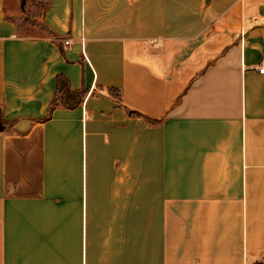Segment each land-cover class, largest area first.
Wrapping results in <instances>:
<instances>
[{
  "label": "crops",
  "instance_id": "crops-1",
  "mask_svg": "<svg viewBox=\"0 0 264 264\" xmlns=\"http://www.w3.org/2000/svg\"><path fill=\"white\" fill-rule=\"evenodd\" d=\"M46 1L0 0V264L260 263L264 1Z\"/></svg>",
  "mask_w": 264,
  "mask_h": 264
},
{
  "label": "rangeland",
  "instance_id": "rangeland-1",
  "mask_svg": "<svg viewBox=\"0 0 264 264\" xmlns=\"http://www.w3.org/2000/svg\"><path fill=\"white\" fill-rule=\"evenodd\" d=\"M46 5V0H6L7 10L11 14V18L16 21L20 36L39 37L48 35V31L43 25ZM258 264H264V258Z\"/></svg>",
  "mask_w": 264,
  "mask_h": 264
},
{
  "label": "trees",
  "instance_id": "trees-1",
  "mask_svg": "<svg viewBox=\"0 0 264 264\" xmlns=\"http://www.w3.org/2000/svg\"><path fill=\"white\" fill-rule=\"evenodd\" d=\"M47 7V5H46ZM116 99H120L119 90H110L109 91ZM87 91L74 92L71 89L69 81L64 77H59L57 80V93L56 98L51 102L49 107V115L48 118L51 117L53 111L62 106L67 109H75L78 107L86 97ZM10 124L5 119L3 110L0 108V134L4 133Z\"/></svg>",
  "mask_w": 264,
  "mask_h": 264
},
{
  "label": "built area",
  "instance_id": "built-area-1",
  "mask_svg": "<svg viewBox=\"0 0 264 264\" xmlns=\"http://www.w3.org/2000/svg\"><path fill=\"white\" fill-rule=\"evenodd\" d=\"M66 45H69V42H66ZM257 71H258L260 74L264 75V59H263V61L261 62V64L258 66Z\"/></svg>",
  "mask_w": 264,
  "mask_h": 264
},
{
  "label": "water",
  "instance_id": "water-1",
  "mask_svg": "<svg viewBox=\"0 0 264 264\" xmlns=\"http://www.w3.org/2000/svg\"><path fill=\"white\" fill-rule=\"evenodd\" d=\"M22 7H23V4H22Z\"/></svg>",
  "mask_w": 264,
  "mask_h": 264
}]
</instances>
